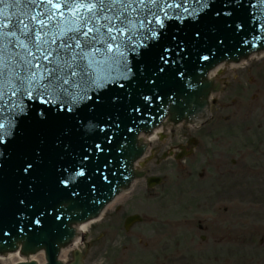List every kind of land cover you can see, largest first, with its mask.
Returning a JSON list of instances; mask_svg holds the SVG:
<instances>
[{"label": "snow or ice", "instance_id": "1", "mask_svg": "<svg viewBox=\"0 0 264 264\" xmlns=\"http://www.w3.org/2000/svg\"><path fill=\"white\" fill-rule=\"evenodd\" d=\"M126 2L127 0H90V3L86 4L84 0H29L31 8L39 7L43 11L28 16L27 23L24 19H16L6 20L0 24V98L7 91L13 97L26 96L29 100H39V106L35 109L22 99L19 100L14 106L16 109L14 118L7 124L0 121V226L4 224L6 213L12 206H15L17 215L23 214L22 209L32 207L31 202L26 204V200L29 194L35 191L38 174L48 166L57 173L55 181L57 186H63L59 188L60 198L57 201L60 208L71 211L83 205L81 193L87 190L85 178L90 179V173L86 171L87 165L84 163L89 160L86 152L92 151L93 147L103 151L101 144L97 142L89 145L88 149L81 153L78 163L74 165L79 168L75 175L84 180L83 186L73 183L69 187L68 176L72 173H69L66 167L61 171L63 166H58L53 158L55 150H59L56 154L61 160L68 154L71 138L78 132V125L74 121L79 120L77 112L81 102L90 101L89 110L96 112V116L89 118L87 127L90 131L98 129L100 133H104L105 126L118 129L122 117L131 118L132 113L140 110L125 104V96L131 98L134 88L146 84L152 89H163L171 74L183 75L176 67L178 60L185 59L186 56H199L200 51L207 50L202 43L207 37L199 28H193L191 34H186L179 40L172 36L173 48L161 46L159 52L155 51V42L149 43V37L156 38L161 35L155 29L142 36L141 45L134 43L135 37L121 40L120 36L124 33L122 25H127L125 12L124 20L115 25L109 23L106 32L107 40L111 43H108L105 51L101 52L100 48L96 47L101 43L100 38L94 34L96 29L87 28V22L76 9H86L88 20L94 22V16L99 17L104 12L112 11L117 5L123 7ZM215 2L216 0H213V3ZM222 2L225 6L231 5L233 10L244 6L243 0ZM201 3L203 8L211 7L208 0H201ZM0 4L7 7L5 0H0ZM176 7L179 9L180 6ZM184 12L197 16L194 12L189 13L187 8H184ZM65 13L73 14L75 19L80 21V25L77 26L73 22L71 26L62 27ZM221 14L220 11L214 13L217 18ZM167 15L165 12V16ZM224 15L231 16L232 13ZM103 18L108 20L107 16ZM153 22L160 29L165 28L159 15L154 16ZM261 27L264 28V25ZM83 28L87 30L83 31ZM53 30L57 37L63 38L55 51L51 48V45L57 44V39L52 38ZM208 31L215 33L217 29L213 25ZM77 34L85 38L83 46ZM89 36L91 39H88ZM129 48L135 53L131 62L126 54ZM77 49L78 52L75 51ZM85 49L90 51L86 52ZM173 49L179 51L175 53L176 58L169 60L168 54ZM185 49L188 51L185 52ZM97 55L100 56L99 60L95 58ZM65 56H69V59L65 60ZM64 69H68L67 75L73 78L71 84L59 75ZM121 81L126 82L129 88L125 89V83ZM113 82L119 91L108 87L109 83ZM120 92L124 94L121 95ZM89 93H93L95 99H92ZM150 99L148 95H143L144 101ZM45 105L53 107L45 108ZM33 110L38 118V124L48 123L55 127L56 135L51 141V146L45 129L37 125L20 123ZM93 120L97 122L93 124ZM6 161L11 162L10 176L8 170L4 169ZM44 215V211L39 213L41 217ZM54 221L63 223L59 215L54 217ZM34 223L39 225L41 220L37 218Z\"/></svg>", "mask_w": 264, "mask_h": 264}, {"label": "water", "instance_id": "2", "mask_svg": "<svg viewBox=\"0 0 264 264\" xmlns=\"http://www.w3.org/2000/svg\"><path fill=\"white\" fill-rule=\"evenodd\" d=\"M140 1L145 4L147 3L146 0ZM84 2L87 4L90 3V0H84ZM9 3L11 6H16V0H8L7 9L3 10L0 14V24H3V21L6 20L12 21L16 19H24L27 23L28 16L43 11V9L32 11L25 17H21L19 12L9 9ZM26 3L28 1L24 2L23 5ZM208 3L211 4L210 8H203L201 0H196L192 4L186 3V6L191 5L192 8L198 10L194 12L197 16L185 13L184 9L180 10V13L183 14L170 19H162L165 25L164 29H160L153 22V18L156 15L162 17L165 13L158 14L156 11L147 18L146 22L148 24L146 26H152L150 30L157 26L158 28L155 30L161 33L156 38H149V43L155 42L156 52L161 51V46L173 48L171 37L176 36L179 40L185 37V34H191L193 28L203 30L207 40L202 41V43L207 50L200 51L199 56H186L185 59L178 60L176 67L183 72V75L171 74L163 89H152L146 84H140L134 88L131 98L125 96V104H130L132 107L139 108L140 110L132 113L131 118L122 117L118 129L105 126L104 133H100L98 129L90 131L87 127L89 118L96 116V112L89 110L91 108L90 101L81 102L77 112L79 120L74 121L78 125V132L71 138L69 149L67 150L68 154H65L61 160L56 154L59 150H55L53 158L58 166H63L60 169L61 171L66 167L69 169V173H72L71 176H68L69 187L73 183H79L83 186L84 180L75 175V172L79 171V168L74 167V165L78 163L81 153L85 152L89 145H94L97 142L101 144L103 151L96 150L93 147L92 151L86 152L89 160L84 163L87 165L86 171L90 173V179L85 178L87 190L81 193L82 200L84 201L83 205L71 211L60 208L57 201L60 198L59 188L63 186H57L55 182L57 173L51 166L43 168L35 181V191L29 194L26 200V204L31 202L32 207L22 209V215L16 214L17 210L15 206H12L7 211L4 224L0 226L2 227V230H0V251L14 249L18 243H21L24 253L35 252L43 248L46 252L47 264H61L56 260V256L59 247L68 243L75 234L71 225L79 224L95 216L121 187L127 185L133 176V171L131 170L132 162L143 149L142 146H137V134L140 131L147 132L153 126L158 125L167 113H170V117L174 120L183 117L193 119L198 116L203 112L202 109H204L205 101L202 97L204 98L208 90V83L203 81L206 71L222 59L238 60L252 50L264 48V28L261 27V25H264V0H243L244 6L238 10H233L231 5L225 6L222 0H216L215 3H213V0H208ZM128 4L129 1L127 0L125 5ZM76 11L87 22V28L96 29L95 35H105L107 26L105 22L107 20L103 17H109L108 14L101 17L94 16V22H92L88 20V11L86 9L77 8ZM216 11L222 13L219 18L214 15ZM125 12L136 14L139 17V22L145 17L146 6L128 5L124 7V10L121 7L119 21L125 15ZM228 12H231L232 15H224V13ZM73 22L77 26L80 25V21L76 20L73 14L65 13L61 26H71ZM213 25L217 29L215 33L208 31L209 27ZM87 28H83L82 30L86 31ZM144 30L146 32V29ZM52 35L56 36L55 30H53ZM136 36L137 34L133 36L135 37L134 43L141 45L142 40L136 39ZM108 43H111V41H106V45ZM177 51L179 50L173 49L168 54L169 60L176 58L175 53ZM187 51L185 49V52ZM128 52V59L131 62L135 53L131 50ZM200 57H207V59ZM121 82L125 83V89L129 88L126 82ZM108 87L114 91H119L118 86L114 82L109 83ZM120 94L123 95L124 93L120 92ZM89 95L92 96V99H95L93 93H89ZM143 95H148L151 99L144 101ZM157 96L159 98H156ZM10 98L11 96L6 98V101H13ZM22 99L26 104L29 102V105L33 109L39 106L38 99L29 100L25 97ZM0 100L4 104L5 97L3 96ZM7 106L14 107L15 104H8ZM44 107L53 106L45 105ZM53 110L55 109L53 108ZM4 112L11 115L10 119H5L4 115L0 116V121L7 124L16 113V110L5 109ZM37 121L38 118L33 110L20 123L23 125H37L45 129L48 133L49 145L51 146V141L56 135L55 127L48 123L38 124ZM96 122V120L92 121L93 124ZM10 164V161L4 163V169L8 170L9 176L11 174ZM10 188L11 181L9 182ZM41 211L45 213L43 217L39 216ZM57 215L61 217L63 223L54 221V217ZM37 218L41 220L39 225L34 223ZM134 219L136 218L131 217L129 221ZM54 225H59V227L57 228ZM76 236H78L77 232ZM29 260L42 262V251L25 256L19 250H11L0 255V264ZM71 264H80L77 252H75V259Z\"/></svg>", "mask_w": 264, "mask_h": 264}, {"label": "rangeland", "instance_id": "3", "mask_svg": "<svg viewBox=\"0 0 264 264\" xmlns=\"http://www.w3.org/2000/svg\"><path fill=\"white\" fill-rule=\"evenodd\" d=\"M261 65V73L264 74V58H261L259 61L257 58L250 61V64L246 66V68H253V70H248L249 72H245V68L243 69L241 66L236 68L233 71L231 69H223L221 74L230 73L234 78V81H238L237 75H241L243 78H240L243 81L242 86L238 84H233L231 87L226 86L219 93H221L222 99L232 100V106L227 110L224 109H216L215 114L220 116L217 121L212 123L211 125H205L204 127H211V131H209L210 135L214 133V130L226 131L232 130L233 128H242V124H237L239 121H235V119L240 120L241 118L246 119L243 122L245 124L251 125L250 132L253 133L254 130H257L256 125L258 123L262 124V127L255 132H260L261 136L259 137L261 146L259 150L261 151V160L256 161V165L254 167L255 171L261 172L260 175L250 174L248 177V181L251 186L248 189L249 193H239V195H233L232 197V206L236 209L246 207L248 208V220L251 226L258 229V221L260 219V210L264 209V92L261 90V107L260 102L258 100L259 96L255 95L252 98V94H255L257 84L256 82H251L250 77L256 75V67ZM244 70V73L242 71ZM229 87V88H228ZM240 88V89H239ZM241 91V92H240ZM239 93V95H238ZM236 94V95H235ZM235 95L234 99H230ZM219 102V101H218ZM219 105V104H218ZM217 105V106H218ZM226 106L228 104H225ZM215 106V108H217ZM222 112V113H221ZM235 113L237 115L243 116L236 118L228 117L227 115ZM181 129L180 127H173L172 129ZM186 133H193V131L185 127ZM175 136L178 137L179 131H174ZM251 135V134H250ZM174 136V139L177 138ZM226 132H223V137L226 140L228 137ZM213 138V137H212ZM251 139V138H250ZM249 139V140H250ZM204 141H207V138H203ZM160 168H157L155 172H160L165 174L166 182L163 184L164 186L160 188V192L163 193L159 200H148L141 203L140 199H135V194L141 190V183L134 186L130 193L125 196L121 202H117L112 206L110 210H108L102 221L96 222L92 224L88 228V232L83 235V242L79 244V248L84 246L85 241L91 240V246L86 250L84 255V264H150L152 260H147L146 256L141 255L144 253V249L140 250L135 249L136 242L129 244L126 242L128 240V236L122 238V233L120 228L122 229V218L126 214L138 213L144 214L147 218H150V215H156L158 217H162L164 220H177L179 216L182 214L180 212V207L178 206L177 194L179 193V176L176 171L175 165L171 164L170 160L165 161L160 165ZM257 178V179H256ZM254 190V193L253 191ZM132 195V196H131ZM137 201L140 203H137ZM158 203L160 205H158ZM194 209V208H192ZM193 211H187L186 215L193 214ZM236 218V216H235ZM257 221V222H256ZM151 223H143L137 224L132 227V231H140L147 232L149 231ZM131 233V232H130ZM114 237L115 240H114ZM122 238V239H121ZM127 244L128 249H121L124 245ZM134 246V247H133ZM131 248V249H130ZM169 251V264H185V260L179 256V249L176 242L171 241L170 246L168 248ZM70 251L66 257V260L71 257ZM154 264V263H153Z\"/></svg>", "mask_w": 264, "mask_h": 264}, {"label": "flooded vegetation", "instance_id": "4", "mask_svg": "<svg viewBox=\"0 0 264 264\" xmlns=\"http://www.w3.org/2000/svg\"><path fill=\"white\" fill-rule=\"evenodd\" d=\"M261 85V81H260ZM215 162V171L220 172L221 176L230 173L227 170L226 155L215 153L208 156ZM243 155L239 156L241 160ZM233 162V161H232ZM200 178H204V172L199 174ZM196 198L197 202L210 200L211 196H207L206 199H202L204 188L200 182L197 187ZM187 203H185L186 205ZM204 204H200L203 206ZM209 206L210 203H205ZM204 210V209H203ZM223 212H227V208L223 209ZM230 222V216L225 215L221 217L205 215L202 218H196V232L192 235H188L185 230L181 233V239L183 244L189 242L194 246V259L197 264H264V248H260L259 257L249 256L255 251L249 250L251 244L247 240L245 233L242 230H234L233 224ZM194 222V218L185 219L182 223L187 226H191ZM184 227V228H185ZM187 239V240H186ZM260 245H264V240L260 241ZM237 254L235 257L234 255Z\"/></svg>", "mask_w": 264, "mask_h": 264}, {"label": "bare ground", "instance_id": "5", "mask_svg": "<svg viewBox=\"0 0 264 264\" xmlns=\"http://www.w3.org/2000/svg\"><path fill=\"white\" fill-rule=\"evenodd\" d=\"M264 55V51L261 52V56ZM253 56H255L254 54L253 55H250V58H252ZM243 63V61H240L238 64H241ZM238 64H234V63H230L229 67L230 69H234L235 66H237ZM223 67H225L224 63H221L217 68H215L213 71H211L209 73V76H213L215 75V73L217 72L218 69H222ZM160 130V128H157L155 131H154V134L149 136V138H153L155 136V133H157L158 131ZM126 191H122L120 193H118L116 195V197L106 205V207L101 211V213L99 214V216H97L96 218H93V219H90L88 221H85V222H82L78 225V228H77V234L80 235L82 232H86L88 231V228L93 224V223H96L97 221H99L101 219V216L107 211L109 210L116 202H120L122 201L124 198H125V195H126ZM79 243V237L76 236L75 239L72 240V242L70 243V245L66 246V247H62L60 249V252H59V259H64L68 253V251L71 249V247L73 246H76L78 245Z\"/></svg>", "mask_w": 264, "mask_h": 264}]
</instances>
